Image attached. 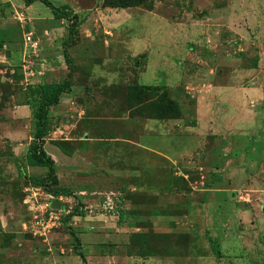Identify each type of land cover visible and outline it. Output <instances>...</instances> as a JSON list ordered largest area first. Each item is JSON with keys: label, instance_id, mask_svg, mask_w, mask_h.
Here are the masks:
<instances>
[{"label": "rangeland", "instance_id": "obj_1", "mask_svg": "<svg viewBox=\"0 0 264 264\" xmlns=\"http://www.w3.org/2000/svg\"><path fill=\"white\" fill-rule=\"evenodd\" d=\"M50 1L68 17L0 0V120L32 133L30 30L38 79L67 84L44 144L61 147L69 193H54L64 217L41 236L23 203L33 182L0 176V264H87L89 230L109 237L104 264H264V0ZM223 84L235 96L213 93ZM12 169L0 161V174Z\"/></svg>", "mask_w": 264, "mask_h": 264}, {"label": "crops", "instance_id": "obj_2", "mask_svg": "<svg viewBox=\"0 0 264 264\" xmlns=\"http://www.w3.org/2000/svg\"><path fill=\"white\" fill-rule=\"evenodd\" d=\"M238 92L239 91H237V93ZM213 93L220 95L221 98H223V97L232 98L233 96H235L236 92L234 91L232 85L228 86V85L223 84L220 86H216L213 89ZM25 105H27V104H24V103L18 104V105H16L15 109L16 110H23L22 108H24L23 106H25ZM27 116H29V115H27ZM8 119L9 120H7V119L0 120V136H1L0 138H2L4 142H6L5 144L0 145V155H2V157H3V159H1L0 161H2L3 165H5L6 162L7 163L8 162L13 163V166L15 169H12L11 171H7V173L3 172L2 174H0V176L2 177V176L9 174L8 176H11L10 178L12 179V183H17L18 180L21 179V176L22 177H24V176L28 177V175H29V174L25 173V170L23 169V167L26 169H29V170L39 169V170H42L43 172H46L47 169H44L45 167L30 166V165L26 164L24 155H25V152L27 150L26 146H28L29 143H27L28 145L26 144V146L23 147V142H25L27 140V138L32 139V134L29 131H27V135H25L26 136V138H25V136L23 135L24 131H22L20 126H18V124H20V123H15L17 121L15 119H11V118H8ZM27 121H28V123H30V125H28V126L31 127V116L29 117V120L27 117ZM5 125H7V126L4 127ZM24 126H25V124L23 125V127ZM45 138H47V137H44V141L46 140ZM43 148L47 152V154H49L53 158L54 164H55V159H54V156H52V151L57 149L58 152H60L61 154L63 153V151L60 150L61 148L57 145L55 148L51 149L52 151L49 152V151H47L45 144L43 142ZM21 150H22V153H21ZM55 167H56V165H55ZM71 167H73V166H71ZM54 172H55V175L59 181L60 179H59L57 169L54 168ZM27 177H25V179H27ZM69 181L74 182V184L83 183L82 181L77 180V179L75 181H72V180H69ZM20 184H21V182H20ZM22 184H23V182H22ZM22 184L20 186H22ZM63 187H65V186H63ZM65 188H68V187H65ZM11 189H12V187H11ZM85 202H87V204L84 205V208L90 207L92 204L90 201H85ZM96 213L98 214L100 212H94V210L92 211V209H91V211L84 210V212L81 213L80 217H83L86 221H90L88 219L97 217V216H95V215H97ZM99 215H104V214H99ZM75 216L79 217V214L78 215L76 214ZM82 236L84 238H86V240H85L86 243L88 241L93 242V244H91V246H85L84 247V254H85L87 264H91L92 262H95V260L101 261L104 264L105 261L109 260L110 253L106 252L104 250V247L99 245V242H103L101 240H103L104 238H109L108 236L106 237L103 234H100L98 232H93L92 230L84 232V234ZM88 244H90V243H88ZM125 260H126L125 263L128 264L127 258H125ZM63 262L64 261H62L61 264H63Z\"/></svg>", "mask_w": 264, "mask_h": 264}, {"label": "trees", "instance_id": "obj_3", "mask_svg": "<svg viewBox=\"0 0 264 264\" xmlns=\"http://www.w3.org/2000/svg\"><path fill=\"white\" fill-rule=\"evenodd\" d=\"M26 4L31 3L35 0H23ZM46 7L50 9L54 17H68V13L58 6H55L50 0H39ZM67 5H62V7H66ZM71 22L74 23L76 18V14L71 15ZM73 31V27L69 29V33ZM255 66V65H252ZM29 92L34 91L38 93V104L34 108H31V124H32V141L27 146V150L25 152V162L30 166H42L47 169V171L41 174H32L28 175L26 180H31L35 185L41 186H54L52 189H48L54 193H69V190L58 186V179L54 172V160L53 158L47 154V152L43 148L44 137L47 135L49 130L48 125V111L49 108L53 105H56L59 100V95L61 92L65 91L67 84L65 81L62 83L59 82H46V81H37L35 83H31L28 85ZM141 87L148 88L150 85H140ZM171 102V101H169ZM172 103V102H171ZM25 104H29L27 101ZM33 110V111H32ZM35 139L38 141H35ZM60 147V146H59ZM61 148V147H60ZM74 214V213H72ZM77 214H81L77 213Z\"/></svg>", "mask_w": 264, "mask_h": 264}, {"label": "built area", "instance_id": "obj_4", "mask_svg": "<svg viewBox=\"0 0 264 264\" xmlns=\"http://www.w3.org/2000/svg\"><path fill=\"white\" fill-rule=\"evenodd\" d=\"M25 49L22 57L23 70L21 83L24 85L31 84L33 80L39 81V76L42 71L39 70V64L36 53L37 40L34 39L32 31L24 33ZM37 76L34 78L33 76ZM23 203L27 211L31 215L32 225L35 231L45 236L51 228H55L61 224L63 215L62 209V195H55L51 191H47L41 185L27 184L24 187ZM53 200L60 201V207L56 208L51 205Z\"/></svg>", "mask_w": 264, "mask_h": 264}, {"label": "water", "instance_id": "obj_5", "mask_svg": "<svg viewBox=\"0 0 264 264\" xmlns=\"http://www.w3.org/2000/svg\"><path fill=\"white\" fill-rule=\"evenodd\" d=\"M51 205H52L53 207L59 208V207H60V201H59V200H53V201L51 202Z\"/></svg>", "mask_w": 264, "mask_h": 264}]
</instances>
